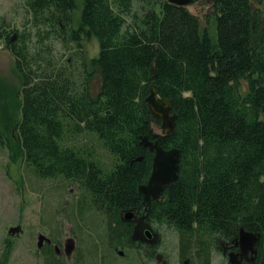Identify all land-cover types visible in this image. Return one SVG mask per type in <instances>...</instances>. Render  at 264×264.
Wrapping results in <instances>:
<instances>
[{"label":"trees","instance_id":"trees-1","mask_svg":"<svg viewBox=\"0 0 264 264\" xmlns=\"http://www.w3.org/2000/svg\"><path fill=\"white\" fill-rule=\"evenodd\" d=\"M20 2L21 32L0 18V44L21 79L18 120L0 117V152L40 180L77 187L81 216L105 219L110 254L141 250L122 217L141 210L139 188L152 172L153 154L140 143L161 126L146 103L156 86L177 116L174 134L157 139L164 150H180L182 161L149 222L174 230L192 264H212L241 230L259 234L257 264H264V20L253 7L264 0H214L216 40L187 8L166 0H83L77 28L75 0ZM91 39L99 53L89 62ZM57 46L70 58L57 60ZM85 137L98 146L72 143ZM43 253L46 264H66L51 244Z\"/></svg>","mask_w":264,"mask_h":264},{"label":"rangeland","instance_id":"rangeland-1","mask_svg":"<svg viewBox=\"0 0 264 264\" xmlns=\"http://www.w3.org/2000/svg\"><path fill=\"white\" fill-rule=\"evenodd\" d=\"M74 26L80 24L83 0H75ZM214 0H201L187 9L198 18L202 30L206 27L211 37L216 40V18L213 16ZM253 7L261 12L264 20V2L253 3ZM25 11L20 0H0V18L6 20L12 28L22 31L26 25ZM88 61L99 53V45L95 39L85 42ZM57 60L70 58L61 46L53 53ZM101 78L96 76L90 84L91 93L96 96L101 90ZM21 79L15 69L10 53L0 44V113L1 123L19 118L20 100L18 92ZM248 85L242 82L241 91L246 93ZM14 124H12L13 126ZM11 126V127H12ZM10 127V126H9ZM155 135H161V126L153 125ZM94 138H80L73 144L98 146ZM98 156L104 166H110V156L98 147ZM80 193L77 187L62 179L40 180L21 163H11L5 152H0V261L5 255V264H46L43 249L46 242L51 241L56 249L57 258L66 264H139L146 262L143 249H119L114 254L107 250L105 242V219L94 212L79 211ZM161 237L158 246L169 264H183L190 257L182 258L178 234L166 227L154 225ZM13 232V233H11ZM43 238V245L41 239ZM53 242V243H52ZM94 245L98 246V255H93ZM119 252H124L120 256ZM112 255V256H111ZM144 258V259H143ZM80 264V260H78ZM192 264V261H190ZM212 264H226L221 254L214 253Z\"/></svg>","mask_w":264,"mask_h":264},{"label":"water","instance_id":"water-1","mask_svg":"<svg viewBox=\"0 0 264 264\" xmlns=\"http://www.w3.org/2000/svg\"><path fill=\"white\" fill-rule=\"evenodd\" d=\"M168 3L188 8L201 0H166ZM159 95V98L157 96ZM151 115L161 122L162 137H168L174 134L177 122V116L174 113V104L171 100L164 99L159 89L156 86L150 87V95L146 100ZM159 135H153L151 141L148 136L141 139V147L153 154L152 172L146 185L139 188V192L143 197V204L139 215L142 219L149 216V211L154 202L162 199L166 191L172 190L174 184L179 180L181 173L182 153L178 149L164 150L157 139ZM134 214L128 212L122 218L125 223H131ZM13 233V232H11ZM137 234L134 233L133 240L136 239ZM148 239L152 237L150 231L146 233ZM261 236L259 234L248 233L241 230L239 233V245L242 249L252 248L259 244ZM51 244V241H47ZM43 238L41 245H43ZM57 249V248H56ZM55 249V250H56ZM120 256H124V252H119ZM230 263L235 264L233 256H230Z\"/></svg>","mask_w":264,"mask_h":264},{"label":"flooded vegetation","instance_id":"flooded-vegetation-1","mask_svg":"<svg viewBox=\"0 0 264 264\" xmlns=\"http://www.w3.org/2000/svg\"><path fill=\"white\" fill-rule=\"evenodd\" d=\"M139 212H141V210L132 211L131 213L134 214L132 222L127 223L130 226H132V231H134V233L137 234L136 236L137 240L134 242L136 244V247H141L143 251L146 252V254L151 257L152 259L151 262L153 264H169L165 259V257L163 256V254L159 253L158 251V246L161 244L160 234L155 229H153V225L152 223L149 222L148 219L149 216L148 218L143 220L142 217L139 215ZM149 215H150V211H149ZM148 231H150L152 235L150 239H148V237L146 236V233ZM238 243H239V237L233 245L226 247L222 251V253H218L221 254L222 257L225 259L226 264H231L230 263L231 255L233 256L235 264H257V258L259 255L261 242H259V244L255 245L252 248H246V249H242ZM190 261L191 260H186L183 264H190Z\"/></svg>","mask_w":264,"mask_h":264},{"label":"clouds","instance_id":"clouds-1","mask_svg":"<svg viewBox=\"0 0 264 264\" xmlns=\"http://www.w3.org/2000/svg\"><path fill=\"white\" fill-rule=\"evenodd\" d=\"M188 93H185V95H187ZM157 98H159V95L157 96Z\"/></svg>","mask_w":264,"mask_h":264}]
</instances>
